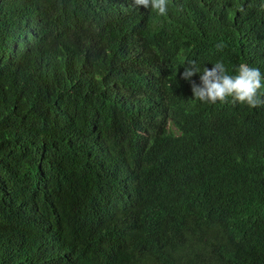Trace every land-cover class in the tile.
Wrapping results in <instances>:
<instances>
[{"label": "trees", "instance_id": "trees-1", "mask_svg": "<svg viewBox=\"0 0 264 264\" xmlns=\"http://www.w3.org/2000/svg\"><path fill=\"white\" fill-rule=\"evenodd\" d=\"M188 61L264 75V0H0V264H264V106Z\"/></svg>", "mask_w": 264, "mask_h": 264}, {"label": "clouds", "instance_id": "clouds-1", "mask_svg": "<svg viewBox=\"0 0 264 264\" xmlns=\"http://www.w3.org/2000/svg\"><path fill=\"white\" fill-rule=\"evenodd\" d=\"M130 2L140 9L143 7L152 9L161 16L166 15L168 11V0H130ZM216 47L223 49L224 45L219 43ZM144 71L155 72L153 64L146 66ZM197 73H200L199 84L192 80ZM181 78L190 83L194 97L203 103L230 102L244 104L249 108L264 106V93L261 92V89H264V75L258 68L247 63L238 66L236 75H229L222 62H216L211 69L204 67L201 71L195 61H188ZM170 127L173 129L172 126ZM45 232L47 231L38 232V237L46 236Z\"/></svg>", "mask_w": 264, "mask_h": 264}]
</instances>
